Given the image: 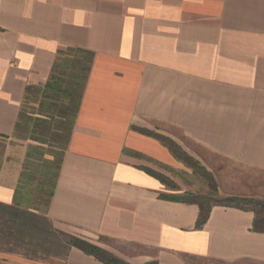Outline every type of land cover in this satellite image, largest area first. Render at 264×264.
<instances>
[{
  "label": "crops",
  "instance_id": "0c3cea01",
  "mask_svg": "<svg viewBox=\"0 0 264 264\" xmlns=\"http://www.w3.org/2000/svg\"><path fill=\"white\" fill-rule=\"evenodd\" d=\"M70 50L89 71L46 206L54 229L129 264H264L254 211L216 205L198 229V205L161 197L145 169L179 162L140 131L225 197L264 202V0H0L2 204L31 209L18 124ZM52 264L103 263L71 248Z\"/></svg>",
  "mask_w": 264,
  "mask_h": 264
},
{
  "label": "trees",
  "instance_id": "16d2710c",
  "mask_svg": "<svg viewBox=\"0 0 264 264\" xmlns=\"http://www.w3.org/2000/svg\"><path fill=\"white\" fill-rule=\"evenodd\" d=\"M70 53L81 59L79 65H81L80 69L85 72V76L83 79V84H85L87 73L89 71L88 54L86 52L73 50H70L67 54ZM78 61L79 60H74V65H76ZM60 62V59H58L54 64L52 74L47 83L42 87L36 88L35 90V93L40 97V104H49V107H45L47 111H51L52 108H55L57 101L64 94H66L69 99H72L74 96L73 91L76 88L80 87V81L77 80L76 76H72L71 79H73L72 82L74 83L72 84V89H64L65 81L62 74H60V71L62 69L76 70L78 68H63ZM81 95L82 93L77 100L73 101L72 99V101H70L69 103V105L75 103V108L73 107V109H71L68 106L63 109V116L66 118H72V122L78 112ZM53 103L56 104L53 105ZM73 110L74 113H72ZM19 127L20 123L18 124V129ZM140 131L143 134L154 137L162 142L168 149H170L177 160L184 162L186 165L190 166L193 169H198L199 164L168 137L148 130ZM145 171L149 175L160 180L168 188L169 191H177V188L164 175L158 174L150 169H145ZM206 176H208V173L206 174ZM42 187H45V185H43ZM161 197L169 201L187 202L198 205L200 208V214L196 224V227L198 229L202 228L208 221L212 207L221 205L254 211L256 215L254 229L256 231L264 230V202L237 197H224L217 200L216 202H213L212 196L208 197L201 195H189L187 193L183 196L170 194L162 195ZM52 234L57 235L59 238H64L66 241L55 242L50 237H47L51 236ZM3 247H10L7 250L8 252L20 254L26 258L37 260L41 259L42 256L44 258L54 257V254L56 253L58 255V251L60 250L64 251V257H66L71 248H76L82 251L84 254L94 257L96 260L103 264H129L122 259L112 255L108 251L96 245H93L86 240L68 236L63 234L62 232L57 231L56 229H54L47 217L36 215L28 210L21 209L16 205H5L0 203V250H3Z\"/></svg>",
  "mask_w": 264,
  "mask_h": 264
},
{
  "label": "rangeland",
  "instance_id": "374dc122",
  "mask_svg": "<svg viewBox=\"0 0 264 264\" xmlns=\"http://www.w3.org/2000/svg\"><path fill=\"white\" fill-rule=\"evenodd\" d=\"M59 59L63 68H78L76 70L62 69L60 71L65 81L64 89H72V84H74L72 82L73 79H71L72 76H76L77 80L80 81V87L73 91L74 96L72 99L73 101L77 100L82 93V87L84 85L83 79L85 76V72L80 69L81 65H79L81 59L74 54L72 55V53L64 54L60 56ZM74 60H79L76 65H74ZM30 99L31 101L24 106L20 127L15 137L19 142L32 143V146H30L32 155H30V161L25 164L26 170H29L25 173L27 175L25 179L32 181V187L28 186L29 191H32L31 209L24 210L46 217L45 212L51 184L56 177L72 124V118L63 116V109L68 106L73 109V107L75 108V103L69 105L72 99H69L68 96L64 94L59 98L57 104L53 103V105L56 104L55 108H52L51 111H47L45 107H49V104H40V97L38 95L34 94ZM72 113H74V110ZM3 148L4 143H0V153ZM178 162L179 164L174 167H165L156 163H149L152 165V168H154V172L164 175L177 188V191H171L172 194L177 196H183L186 193L189 195L212 196L213 202L225 197L219 192L214 176L208 172V176L210 177L206 176V170L200 166L197 161L196 162L199 164L198 169H193L180 160H178ZM43 185H45V187H42ZM185 190H187V192L184 193L183 191ZM47 237H50L55 242L66 241L64 238H59L57 235L53 234ZM3 248V250H0V264H52L54 260L64 258L63 250L58 251V255L55 253L54 257L44 258L42 256L41 259L37 260L8 252L7 250L10 247ZM204 264L223 263L206 262Z\"/></svg>",
  "mask_w": 264,
  "mask_h": 264
}]
</instances>
